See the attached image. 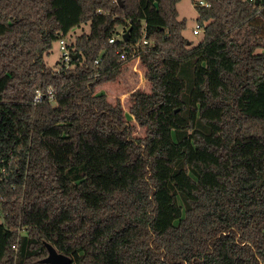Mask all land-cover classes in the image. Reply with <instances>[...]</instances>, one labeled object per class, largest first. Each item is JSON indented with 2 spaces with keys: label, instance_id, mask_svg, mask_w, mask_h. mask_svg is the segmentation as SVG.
<instances>
[{
  "label": "trees",
  "instance_id": "16d2710c",
  "mask_svg": "<svg viewBox=\"0 0 264 264\" xmlns=\"http://www.w3.org/2000/svg\"><path fill=\"white\" fill-rule=\"evenodd\" d=\"M180 1L0 0V264H264V0Z\"/></svg>",
  "mask_w": 264,
  "mask_h": 264
},
{
  "label": "rangeland",
  "instance_id": "374dc122",
  "mask_svg": "<svg viewBox=\"0 0 264 264\" xmlns=\"http://www.w3.org/2000/svg\"><path fill=\"white\" fill-rule=\"evenodd\" d=\"M201 0H181L178 3V11L180 19H185L187 22L186 28L183 31L184 36L192 42V45H197L204 38V30L200 29L198 33L194 32L198 22L197 16L198 12L196 5L199 4ZM205 1V0H202ZM121 30V28H120ZM84 31H89V25L85 24L80 27H76L70 33L69 41H73L77 35ZM68 41V38H66ZM63 51L60 48L59 40L53 44L52 49L49 54L46 55L45 60L48 65L54 66L55 63L62 57ZM131 69L123 73L117 80L105 83L99 88V91L106 93L109 97L113 99H120L127 109L129 104V95L132 91L137 88H143L148 90L150 85L144 75L143 69L137 62V59L129 62ZM128 117L133 119L132 116L128 114ZM138 133H143V130L138 128ZM1 214V213H0ZM3 220L2 215H0V222Z\"/></svg>",
  "mask_w": 264,
  "mask_h": 264
},
{
  "label": "built area",
  "instance_id": "2783aa9c",
  "mask_svg": "<svg viewBox=\"0 0 264 264\" xmlns=\"http://www.w3.org/2000/svg\"><path fill=\"white\" fill-rule=\"evenodd\" d=\"M250 2L252 1H255V0H248ZM200 4H203V5H208L205 1H200ZM203 27L200 25V24H197L196 28L194 29V32L195 33H198L200 31V29H202ZM120 34L119 33H115L114 35H112L110 38H109V42L110 43H113L119 36ZM59 43H60V48L61 50L63 51V54H62V59L68 63L72 57V52L70 51V49L68 48V41L66 40V38H63V39H60L59 40ZM143 43L144 44H147L148 43V40L147 39H144L143 40ZM139 45V44H137ZM136 47V46H135ZM122 58H126V55L125 53H122L121 55ZM96 62H98V60H96ZM138 62V61H137ZM45 97H48L50 100L51 99H54V93H52V91H48L46 93H43L41 91H38V94H37V97L36 99L37 100H41Z\"/></svg>",
  "mask_w": 264,
  "mask_h": 264
},
{
  "label": "water",
  "instance_id": "95a60500",
  "mask_svg": "<svg viewBox=\"0 0 264 264\" xmlns=\"http://www.w3.org/2000/svg\"><path fill=\"white\" fill-rule=\"evenodd\" d=\"M129 31L124 33V39L128 40ZM48 249V255L41 262L47 264H71L73 259L71 256L59 252L52 244L45 243Z\"/></svg>",
  "mask_w": 264,
  "mask_h": 264
}]
</instances>
